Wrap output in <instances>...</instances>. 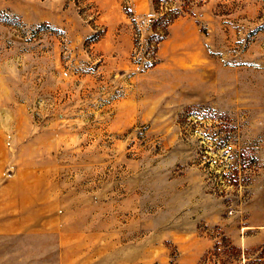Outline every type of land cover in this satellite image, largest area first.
<instances>
[{
  "label": "rangeland",
  "instance_id": "1",
  "mask_svg": "<svg viewBox=\"0 0 264 264\" xmlns=\"http://www.w3.org/2000/svg\"><path fill=\"white\" fill-rule=\"evenodd\" d=\"M0 264H264V0H0Z\"/></svg>",
  "mask_w": 264,
  "mask_h": 264
}]
</instances>
